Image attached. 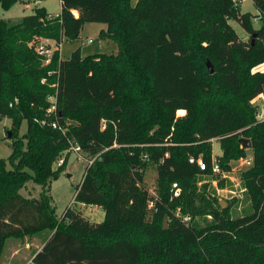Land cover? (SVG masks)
Returning a JSON list of instances; mask_svg holds the SVG:
<instances>
[{
	"label": "trees",
	"instance_id": "1",
	"mask_svg": "<svg viewBox=\"0 0 264 264\" xmlns=\"http://www.w3.org/2000/svg\"><path fill=\"white\" fill-rule=\"evenodd\" d=\"M29 1L0 0V7ZM61 1L58 15L35 7L17 23L0 17V123L11 118L7 134L13 140L9 158H0V264L9 238L43 231L50 237L34 254L36 264H264V119L251 105L264 94V72L251 75L248 84L243 78L264 62V0H252L261 16L258 27L253 14L241 11L243 0ZM86 22L106 23L103 35L118 43L119 52L83 57L77 49L62 60L57 50L45 63L37 44L79 39ZM203 56L214 64L213 73ZM58 85L65 103L58 116L63 124L76 121L66 136L40 122L48 119ZM244 137L252 143L253 163L243 172L252 210L233 216L230 206L221 209L192 182L212 173L214 139L221 144L223 173L248 156ZM70 140L86 157L99 156L59 217L51 183L66 162L53 165ZM201 155L206 170L189 160ZM119 159L122 168L108 169ZM150 162L158 165L161 187L152 208L142 172ZM101 166L107 167L104 184ZM31 179L46 190L40 197L21 194ZM77 204L102 207L105 219L92 221ZM187 215L192 220L184 222ZM139 229L147 241L135 236Z\"/></svg>",
	"mask_w": 264,
	"mask_h": 264
},
{
	"label": "rangeland",
	"instance_id": "2",
	"mask_svg": "<svg viewBox=\"0 0 264 264\" xmlns=\"http://www.w3.org/2000/svg\"><path fill=\"white\" fill-rule=\"evenodd\" d=\"M35 7H45L49 13L52 15H58L62 10L61 0H31L29 2H17L8 9H3L0 7V17L9 20L11 23L19 22L24 16L30 15L34 12ZM239 7L243 13H251L254 18L253 21L255 26H259L261 21V16L259 14L258 8L255 6L252 0H243L239 4ZM234 30L238 33L239 37L244 41H249L250 35L247 31L240 25L239 22L235 20L230 21ZM108 29L106 23L101 22H86L79 39L76 40H64L60 48V56L62 60H67L70 58L72 53L80 49L81 55L83 57L89 55H100V54H117L119 52V45L113 38H108L103 35V31ZM254 43L256 38H252ZM43 41L51 43V39L43 38ZM50 41V42H49ZM52 43L54 44L53 40ZM51 43V44H52ZM53 46V45H52ZM51 46V47H52ZM54 48V47H53ZM205 64L209 69L208 62L211 63L213 67V72L215 71L214 64L209 60L208 57L203 56ZM207 60V61H206ZM256 72H264V62L259 66L253 68L249 71H244L243 78L248 84L250 81V76L254 75ZM61 71H59L60 77ZM59 85L57 87V94L51 99V102L58 109L60 105H64L63 96L60 98ZM251 105L257 110L258 119H264V94L259 95L251 101ZM180 111V110H179ZM179 116L184 115V113H179ZM69 124L76 123L74 119L68 120ZM12 129V120L9 117L3 119L0 123V158L8 159L13 151V140L9 138L7 134L8 130ZM27 130V122L25 121L20 128V136L24 134ZM153 130L147 129L145 131L146 135H151ZM213 145V155L219 157L222 154V148L220 141L214 139L212 141ZM148 152V150H144ZM68 155V156H67ZM248 155H252V150H248ZM147 156V155H146ZM146 156L144 159L146 160ZM61 158H64L66 164L61 175L53 180L51 183V192L53 202L52 205L56 207V213L59 217L63 216L65 211L73 205L75 195L78 186H80L84 174L87 170L88 163L78 158L74 153L65 152ZM60 158V159H61ZM219 159V158H218ZM123 161L119 159L115 163L108 166V169L118 170L122 168ZM233 168L230 171H225L223 173H209L197 176V178L192 182L198 190L207 192L214 196L216 204L221 209L230 206V212L233 216H238L244 214L246 211L251 212V202L249 201L243 182V172L246 171L250 165L245 164L242 160L233 161ZM59 166V159L55 161L53 168L56 169ZM157 163L150 162L145 169L142 170L144 174L145 185L151 194L150 201H153L152 196L161 195L160 186L157 176ZM7 167H10L8 164ZM107 169L106 166H101L98 177L102 183H105L104 171ZM43 190L41 184H38L34 180H28L24 187L20 189L22 195L26 197H40ZM174 192V191H173ZM175 196V195H174ZM149 201V202H150ZM224 201V206H221V202ZM74 207L82 210L83 214L94 222H102L105 219V211L102 207H96L94 205L77 204ZM152 208V207H151ZM208 220H212V215L206 216ZM148 221L151 219V212L148 211L147 215ZM199 220L204 223L201 217H197L196 221ZM170 227V222L164 221V228L168 230ZM137 238L147 241L146 234L139 229L136 231ZM50 237L48 231H43L39 234L28 235L19 238H9L3 254L1 256V264H21L28 261L39 249L38 247L44 244ZM29 245V246H27Z\"/></svg>",
	"mask_w": 264,
	"mask_h": 264
},
{
	"label": "built area",
	"instance_id": "3",
	"mask_svg": "<svg viewBox=\"0 0 264 264\" xmlns=\"http://www.w3.org/2000/svg\"><path fill=\"white\" fill-rule=\"evenodd\" d=\"M73 14H74L75 17L79 16V13L77 11H74ZM61 45H57L56 42H55V44L52 46L47 41H43L42 40L39 44H37L36 49H37V52L40 55L45 56V63L48 64L51 61L54 52L57 51V50L60 51ZM55 96H50L49 97L50 102H51V99L54 98ZM52 102H51V106L47 110L48 119H44V120H42L40 122L43 125L50 124L54 129H57V130L61 131L66 136L67 132L69 130L68 129L69 123L67 122L66 124H63L61 122V118L58 116V113H57L58 109L54 106V104ZM52 116H54V117H52ZM105 127H106V125L103 124V128H105ZM70 143H71V146H70L69 149H67V152H72L78 158L85 160L88 163V167H90L94 163V161L97 159V157L99 156V155H97L95 157L88 158L82 153L81 147L78 144L73 143L72 140H70ZM114 146H118V145L115 144ZM146 158H147L146 160L149 159L148 156H146ZM189 160H190L191 163L197 164L201 168V170H206L207 169V164H206V162H205V160H204L202 155L199 156V157L191 156L189 158ZM240 160H242L245 164L251 166L252 163H253V155H248V156H246L244 158H241ZM63 163H64V158L59 159V165H62ZM88 167H87V169H88ZM211 169H212L213 173H220V172L222 173V168H221L219 159L217 157H215L214 155H212V168ZM86 172H87V170H86ZM86 172H85V174H86ZM85 174H84V176H85ZM173 191H174V195L175 196H179V194L181 193V188H179L177 183L173 184ZM153 205H154V200L149 202V207L150 208L153 207ZM180 212H181V209L178 208L176 214L178 216H180L181 215ZM182 218H183L184 222H189V221L192 220V217L189 216V215L184 216ZM34 256L32 258L28 259V261H26L25 263H21V264H36L34 262V260H33Z\"/></svg>",
	"mask_w": 264,
	"mask_h": 264
},
{
	"label": "water",
	"instance_id": "4",
	"mask_svg": "<svg viewBox=\"0 0 264 264\" xmlns=\"http://www.w3.org/2000/svg\"><path fill=\"white\" fill-rule=\"evenodd\" d=\"M208 66H209L210 72L213 73V67H212L210 62H208ZM11 136H12V132L9 133V138H11ZM240 141L243 143L244 148L251 149L252 143H251L250 139L244 137V138H241ZM221 204H222V206H224L225 202L222 201ZM166 221H167V218H165V222Z\"/></svg>",
	"mask_w": 264,
	"mask_h": 264
},
{
	"label": "crops",
	"instance_id": "5",
	"mask_svg": "<svg viewBox=\"0 0 264 264\" xmlns=\"http://www.w3.org/2000/svg\"><path fill=\"white\" fill-rule=\"evenodd\" d=\"M242 2H243V1H242ZM49 42H50V41H49ZM53 42H54V44H55V41H54V40H53ZM51 43H52V40H51ZM51 43H50V44H51ZM54 44L52 43L51 45H54ZM94 206H96V205H94ZM96 207H97V206H96ZM98 207H99V206H98ZM7 241H8V240H7ZM6 243H7V242H6ZM44 244H45V242H44ZM44 244H42L41 246L38 247L39 249L37 250V252L40 251V250L42 249V247L44 246ZM27 246H29V245H27ZM33 256H34V255H33ZM33 256H32V257H33Z\"/></svg>",
	"mask_w": 264,
	"mask_h": 264
}]
</instances>
